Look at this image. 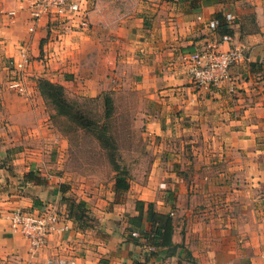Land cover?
<instances>
[{"label":"crops","instance_id":"0c3cea01","mask_svg":"<svg viewBox=\"0 0 264 264\" xmlns=\"http://www.w3.org/2000/svg\"><path fill=\"white\" fill-rule=\"evenodd\" d=\"M33 1L0 0V264L63 256L75 264H264V0H90V29L59 43L54 61L46 22L30 30ZM228 14L233 39L221 48L242 45L246 58L230 80L197 85L181 57L221 40L223 29L214 34L205 23ZM23 47L35 57L28 96L6 83V65ZM40 79L90 98L109 93L115 110L124 104L142 123L152 153L128 190L116 192L114 181L112 192L81 197L94 217L87 227L68 217L70 204L59 203L64 178L49 172L51 153L68 144L50 123ZM31 171L37 180H26ZM40 204L59 206L68 229L32 254L7 215ZM150 206L171 215V246L153 236Z\"/></svg>","mask_w":264,"mask_h":264},{"label":"rangeland","instance_id":"374dc122","mask_svg":"<svg viewBox=\"0 0 264 264\" xmlns=\"http://www.w3.org/2000/svg\"><path fill=\"white\" fill-rule=\"evenodd\" d=\"M56 34V32L53 33V37H55L53 40L47 36L45 43L49 51L47 52L49 60L58 57L61 50L56 52L54 49L58 45L61 47L59 43L64 41L57 38ZM29 56L34 66L35 57ZM30 68H28L25 82L27 91L24 94L16 92L19 95L28 96L29 88H33L30 80ZM35 82L36 86L39 85V81ZM67 96L70 101L77 103L90 113L92 121H96L97 126L82 128L70 118L57 114L53 105L44 99L45 110L51 114L50 123L52 122L56 128L57 135L61 134L62 140H66L65 143L68 144L65 151L56 150L55 153H51L52 156L50 155L53 163L49 167V172L54 176L64 178V182L60 183L59 187L61 191L59 203L66 204L67 200L68 204L75 203L77 205L82 201L81 197L85 195L90 197L112 192L113 182L117 176L137 180L142 175H146L147 164L152 158V153L147 149L144 136L139 133L143 126L142 123H136L128 117L124 112L125 105L120 104L115 110L112 101L108 100L111 99L109 93H103L98 98L81 96L76 93H67ZM108 114L110 117H107ZM102 134L106 137L98 138L96 136ZM57 140L54 141V144L60 148V137ZM62 160L64 162H61ZM140 163H143L144 166H138ZM55 208L60 213L59 206H54ZM83 211V218L77 219L76 222L82 227L90 226L93 224L94 217L90 216L87 208H84ZM75 213L80 214V210Z\"/></svg>","mask_w":264,"mask_h":264},{"label":"built area","instance_id":"2783aa9c","mask_svg":"<svg viewBox=\"0 0 264 264\" xmlns=\"http://www.w3.org/2000/svg\"><path fill=\"white\" fill-rule=\"evenodd\" d=\"M91 9L90 0H34L31 3V19L34 26L31 31L42 21L48 28V38L56 37L62 40L75 33H85L90 29L89 13ZM228 21L234 17L226 15ZM206 26L212 33H216L219 21L208 20ZM232 36L221 35V40L215 38L209 40L204 47L186 52L182 55V63L186 73L191 80L200 86L220 85L230 80V69L246 58V50L242 45L224 50L221 48L223 42H231ZM27 47L20 51L18 59L12 58L8 61L7 85L19 94L27 91L26 80L31 59ZM11 228L22 234L29 242L32 254H37L46 246L47 239L52 233H60L68 229L66 220L62 218L59 211L52 205L43 206L38 209H13L7 215ZM135 237L138 232H133ZM54 264H75L69 257H58Z\"/></svg>","mask_w":264,"mask_h":264},{"label":"trees","instance_id":"16d2710c","mask_svg":"<svg viewBox=\"0 0 264 264\" xmlns=\"http://www.w3.org/2000/svg\"><path fill=\"white\" fill-rule=\"evenodd\" d=\"M235 20L236 18H234L232 21H228L225 15L223 21L218 20L219 26H218L216 33H218L220 29L222 28L223 29L222 33L219 32L221 35H224V34L232 35L227 31V27L229 25V22H233ZM38 87H39L42 97L53 105L57 114L70 118L71 121L79 124L82 128H92V127L97 126L96 124L97 122L92 121L93 118L90 113L86 112L84 108L79 106L77 103H74L69 100L66 90L63 85L59 83H54L47 79H40ZM108 100L111 101V99H108ZM107 117H110L109 114L107 115ZM96 136L98 138L106 137L103 134L100 136L99 135H96ZM25 178L26 180L34 181V180H37V178L39 177L35 176L34 172L31 171L25 175ZM129 187H130V183L127 177H121V176L116 177L115 187H114L116 192L120 190H128ZM139 205H143V203L142 202L138 203V208H139ZM37 206L39 207H31L30 210L41 208L43 205L40 204ZM83 209H84V205L82 203H79L77 205L75 203H71L70 209H69L70 214H68L69 215L68 217L75 218L76 220L83 218V212H84ZM79 210H80V214L77 215L75 212H78ZM140 210L143 212V209H140ZM148 213H150V217L152 220L153 236L155 238H162L163 240L162 244L164 246H171L172 245L171 238L173 234V224H172L171 215L156 213L153 211L151 206L148 209ZM138 219H141V216L140 218L139 217L132 218L131 221L134 224H137L139 223ZM153 244L155 246L158 245L157 241H154Z\"/></svg>","mask_w":264,"mask_h":264}]
</instances>
